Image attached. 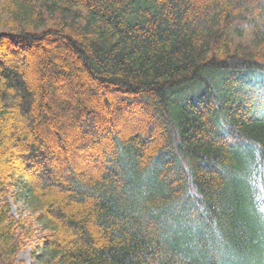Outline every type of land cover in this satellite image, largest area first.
<instances>
[{
    "label": "trees",
    "instance_id": "obj_1",
    "mask_svg": "<svg viewBox=\"0 0 264 264\" xmlns=\"http://www.w3.org/2000/svg\"><path fill=\"white\" fill-rule=\"evenodd\" d=\"M3 43L0 264L11 186L42 264H264V0H0Z\"/></svg>",
    "mask_w": 264,
    "mask_h": 264
},
{
    "label": "rangeland",
    "instance_id": "obj_2",
    "mask_svg": "<svg viewBox=\"0 0 264 264\" xmlns=\"http://www.w3.org/2000/svg\"><path fill=\"white\" fill-rule=\"evenodd\" d=\"M5 47L7 48V44L3 43L1 47L2 54L0 55V61L4 62V65L2 64L3 67H7L10 64L13 65L14 63L18 65V63L15 62V60L18 59H16V57L11 56V54L5 50ZM33 65L34 64H30L29 67H25V69H22L23 72L22 75H24L26 79H30L32 81L35 80V77H33L34 73L36 71L38 72L37 65L35 64L36 67ZM10 109L12 113L9 120L0 122V134L1 133L8 134L11 133V131L13 132V130L10 129V127H12L15 123H17V120L19 121L18 123H20L19 125H23L20 119L18 118L17 115L18 111L16 109L14 111L13 108ZM24 146L25 144L22 143V146L18 144L17 146L13 145V147H8L7 150L5 151L6 153H3V155L5 154L6 157H2V160L4 162L6 161L13 163L16 162L17 164L18 163L17 158L22 157L20 147H24ZM15 187L16 186L14 187L11 186L9 189V196L7 198L9 213L10 216L15 220L22 219L25 223L24 228L26 229V232H24L23 235H21L24 236V239L21 242L20 249L16 254L15 262L16 264H42L43 263L42 240L44 237L40 232L38 225H36V223L34 222V218H33L34 215L28 211V209L23 203L22 192L20 190H16L17 187L16 188ZM11 195H14L16 200L13 199V197L11 198ZM26 234H27V239H25Z\"/></svg>",
    "mask_w": 264,
    "mask_h": 264
}]
</instances>
